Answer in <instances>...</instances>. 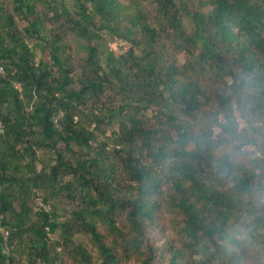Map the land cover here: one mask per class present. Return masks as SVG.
I'll list each match as a JSON object with an SVG mask.
<instances>
[{
    "label": "trees",
    "instance_id": "16d2710c",
    "mask_svg": "<svg viewBox=\"0 0 264 264\" xmlns=\"http://www.w3.org/2000/svg\"><path fill=\"white\" fill-rule=\"evenodd\" d=\"M0 264H264V0H0Z\"/></svg>",
    "mask_w": 264,
    "mask_h": 264
},
{
    "label": "rangeland",
    "instance_id": "374dc122",
    "mask_svg": "<svg viewBox=\"0 0 264 264\" xmlns=\"http://www.w3.org/2000/svg\"><path fill=\"white\" fill-rule=\"evenodd\" d=\"M39 9L41 8V6H37ZM124 46L127 48L128 46L127 45H125L124 44ZM113 47L114 48H117V45H113ZM117 49H119V48H117ZM117 52H120V50H117ZM222 119H224V118H222ZM246 125V124H245ZM244 125V126H245ZM217 130H218V127H215V129H214V132H216L217 133ZM260 153V152H259ZM61 222H63V221H61ZM168 237L170 236V234H168L167 235ZM84 243H86L87 245H90V243H89V240H85V242ZM162 243H163V245L165 246V247H167V241L166 240H164V241H162ZM164 247V248H165Z\"/></svg>",
    "mask_w": 264,
    "mask_h": 264
},
{
    "label": "built area",
    "instance_id": "2783aa9c",
    "mask_svg": "<svg viewBox=\"0 0 264 264\" xmlns=\"http://www.w3.org/2000/svg\"><path fill=\"white\" fill-rule=\"evenodd\" d=\"M237 115H238V118H239V124H240V127H244L245 125V120L243 119V116L241 114V112L237 111ZM219 129L217 130V133H218Z\"/></svg>",
    "mask_w": 264,
    "mask_h": 264
}]
</instances>
